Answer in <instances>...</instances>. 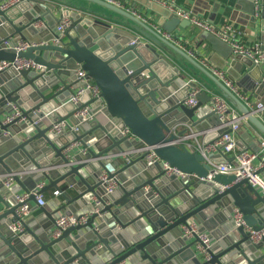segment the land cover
<instances>
[{"label":"water","instance_id":"95a60500","mask_svg":"<svg viewBox=\"0 0 264 264\" xmlns=\"http://www.w3.org/2000/svg\"><path fill=\"white\" fill-rule=\"evenodd\" d=\"M4 1L0 0V41L10 38L15 44L23 39L31 45L19 52L0 48V60L29 57L40 67L0 71V264H264V239L254 242L249 231L264 226L259 188L247 178L237 180L233 172L208 178V159L233 163V156H205L176 141L189 125L195 131L209 123L221 125L211 108L203 114V105L211 100L209 90L223 95L264 136V120L256 109L166 36L191 24L176 10L181 0H171L169 6L154 0H66L70 8L59 16L56 2L62 0H18L3 7ZM193 1V12H198V3H205ZM238 1L245 2L243 8L264 31V0ZM137 3L155 12L158 29L129 11ZM63 15L72 22L62 44H57L52 40L59 36L56 25ZM38 20L47 26H36ZM199 37L214 64L228 65L232 74L246 67L264 90V71L253 57L234 54L229 42L208 30H201ZM79 68L99 86L101 97L90 101L84 93L77 104L70 99ZM193 87L200 92L197 104L190 106L185 99ZM87 102L94 120L80 127L90 125V130L50 131L57 119L77 122L73 113ZM14 105L26 120L3 123L2 115ZM61 109L69 113L61 114ZM260 111L264 114V107ZM124 126L134 138L123 134ZM227 129L221 126L213 135ZM247 133L252 136L250 127ZM70 139L81 140L86 151L65 156ZM133 145L141 148L139 154L132 151ZM150 147L160 160H147ZM163 161L186 175L167 174ZM103 171L107 179H118L112 192L100 178ZM9 173H14L16 186H6ZM40 180L47 181L43 192L60 190V210L89 213L88 220L54 236L55 219L44 206L50 221L34 225L19 219L16 194L31 191ZM62 181L68 188L60 186ZM222 185L227 186L221 189ZM30 199L35 201L33 194ZM234 207L245 223L236 224ZM19 220L23 229L15 233L12 225ZM191 221L210 235L205 251L197 247L198 235L183 234L182 225Z\"/></svg>","mask_w":264,"mask_h":264},{"label":"built area","instance_id":"2783aa9c","mask_svg":"<svg viewBox=\"0 0 264 264\" xmlns=\"http://www.w3.org/2000/svg\"><path fill=\"white\" fill-rule=\"evenodd\" d=\"M18 0H6L3 2V7H8ZM162 4L169 6L171 0H158ZM258 1V0H256ZM181 17L188 18L190 21L198 25L202 30H208L223 40L229 42L233 47L234 54L241 53L250 55L253 57L256 63L264 65V47L261 42H255L253 45H247L244 41V37L248 34V31L244 27L236 26L230 22H225L223 24H214L202 20L196 15H193L189 10L179 7L176 9ZM72 19L69 15H63L59 22L57 23V31L59 36L53 38V42L57 44H62L64 32L67 27L71 24ZM36 26L46 27V22L44 20H38L34 22ZM170 37L169 33H166ZM31 43L28 40L19 39L15 44H12L10 38H4L0 41V48H13L16 52L25 50ZM14 67L16 69H38V65L32 58L29 57H16L13 60H0V71L7 68ZM215 73L224 79L225 83L230 87H233V83L228 79L225 72L216 68ZM76 78L78 85L75 88V92L71 95L70 99L75 103L81 101V96L84 93H88V98L90 101L101 97V91L99 86L94 82L92 78L88 76V72L79 68L76 70ZM200 89L193 87L190 89L188 96L185 99L187 105L193 106L198 102V94ZM211 94L210 108L214 110L220 120L222 121L220 126H228V129L222 133L214 136L213 138L205 141L200 140L197 135V131L193 129L192 126H187L186 132H184L178 139H176L178 144H184L187 148L200 151L205 156L211 152H224L230 156H233V163L229 162H218L215 163L212 159H208L211 164V171L209 172L208 178L220 171L233 172L235 173L237 180L247 178L248 181L255 187H258L262 195L264 196V136L262 137L258 148L256 150L252 149H242L238 146L237 135L241 128V122L245 120V117L236 109L223 95L220 93L209 90ZM245 102L251 107L255 108L257 113L262 116L263 113L260 111L264 107V101H254L251 98L245 96ZM73 116L78 120L74 122L69 118H64L61 120H55L51 122L50 131L56 133H63L65 131L79 132L81 127L80 124L91 120L94 117V113L91 111V102H87L81 107H79ZM24 121L26 117L22 115V109L14 105L11 112L6 113L3 117V123H8L13 120ZM122 132L128 135L130 139L134 138L131 130L128 126L122 128ZM82 141L79 139L69 142L68 145L63 149L65 156L70 157L74 151L82 150ZM85 151V150H82ZM147 160L149 162H154L160 160L153 148L150 147V152L147 155ZM164 167L167 174L176 173L179 176H185L186 173L181 171L175 166L170 165L168 162L163 161ZM14 173H9L6 175L5 184L11 187L14 184ZM108 173L103 172L100 178L107 181L105 186L107 192L114 191L118 186L117 178L107 179ZM46 184L45 180H40L37 185L31 191H23L16 194V200L20 203L19 207L16 209L19 219H25L32 212L33 204L35 202L37 206H43L47 202V198L44 192L41 190ZM227 185H222L221 189L226 188ZM60 190H54V194L58 195ZM34 195V200L30 199L31 195ZM94 200H97L96 196H92ZM99 202V201H98ZM90 214H77L66 212L60 213V215L55 219V225L53 227L52 234L58 236L61 231L71 225L78 223H84L88 220ZM233 217L237 225L245 223L243 220V214L238 207L233 209ZM12 229L15 233L23 229L20 220L12 225ZM182 231L184 235L188 237H193L198 235L201 242L198 243L197 247L201 251H205L207 247L211 245V238L206 230H200L199 223L197 221H191L188 224L182 225ZM251 239L254 242H259L264 239V226L260 229L249 228ZM121 264V263H117Z\"/></svg>","mask_w":264,"mask_h":264},{"label":"crops","instance_id":"0c3cea01","mask_svg":"<svg viewBox=\"0 0 264 264\" xmlns=\"http://www.w3.org/2000/svg\"><path fill=\"white\" fill-rule=\"evenodd\" d=\"M62 1L63 2H56L57 8L55 10V13L57 16L62 14L66 9L70 8L68 5L69 3L66 2V0H62ZM73 1L77 3H84L81 1L78 2L77 0H73ZM154 1L161 3L158 0H154ZM193 2H194L193 0H181V5L179 6L181 8H185L189 10L193 15H196L202 20H205L207 22H211L218 25L223 24L225 22H230L236 26L244 27L248 31V34L244 37L245 43L251 46L255 42L259 41L262 43L264 47V31L261 28L260 21L257 20L255 22L252 20V16L249 15V13H247L243 8L244 4L242 3L245 2L240 3L238 0H205V3H207L208 6L203 1L200 4L198 3L196 5V7L198 8V12L192 11ZM238 4H240L241 6H238ZM129 11L136 14L141 19L147 21L152 27L158 29L157 23H155L158 20V17L155 15V12H153L148 7H145L142 4L137 3L135 6H131ZM145 16L148 17L144 18ZM40 28H44V27H40ZM201 30L202 29L198 25L191 22V24L185 27L178 26L176 28V31L174 33L173 32L171 33L172 36H170L169 39L174 43H176L177 45H179L181 48L186 49L189 53H191L194 57H196L202 64L208 67L213 73L215 72L216 68L223 70L226 76L228 77V79L233 83V87L231 88L243 100H245L244 98L245 96H247L254 101H264V90H261L259 88L261 83L255 81L253 76L249 74L246 67L236 69L235 73L232 74L228 70V65L224 67H218V65L214 64V62L210 60L209 55L207 54V51L203 46L204 41L201 40L199 37V33ZM164 32L166 31L163 30V33ZM174 35H176L177 37H174ZM262 69L264 71V65L262 66ZM200 73L204 75L202 72ZM187 78H196V77L188 75ZM72 83L75 89L76 85H78V81L74 80L72 81ZM209 108H210V102L205 103L202 107L203 114H205L209 110ZM59 112L65 115L69 113V110L61 109ZM5 114L2 115V118L5 116ZM261 117L264 120V114ZM69 119L72 120L71 118ZM93 120L88 121L86 123H90ZM220 127L221 126L219 125L209 123V125L201 127V129L197 131V135L200 138V140H209L210 138H212V136H214L213 135L214 132H216V130ZM248 127L252 129V136H249L248 133L246 134V130ZM90 128L91 127L89 125L85 128V130L86 129L90 130ZM85 130L81 128L78 133L82 134V132ZM72 137H74V135ZM262 137L263 134L255 126H252L246 120H243L241 122V128L237 135L239 148L256 150L258 148V145ZM73 140L70 139L68 142H72ZM82 147H83L82 150L86 151V148L84 146ZM132 148H133L132 151H134V153L136 154H139V152L141 151V148L139 146L133 145ZM12 186H16V182H14ZM60 186H62L63 188H68V184L65 181H62V183H60ZM51 189L53 191H51V193L47 195L46 197L47 202L43 206L47 208V210L50 212L53 218L56 219L60 215V213L65 212V209L64 210L59 209L60 203L56 199L57 197H62L61 192L58 195H56L54 194V190H56L57 188L53 187ZM32 204H33L32 212L28 217L25 218V220L31 221V223L34 225L40 224L43 220L44 221L51 220L52 217L45 214V212L41 209V206H37L35 202H32ZM78 212L79 211H77V213ZM121 264H128V262L122 261ZM130 264H137V263L134 262Z\"/></svg>","mask_w":264,"mask_h":264},{"label":"trees","instance_id":"16d2710c","mask_svg":"<svg viewBox=\"0 0 264 264\" xmlns=\"http://www.w3.org/2000/svg\"><path fill=\"white\" fill-rule=\"evenodd\" d=\"M51 191H53V190L49 189V190L44 191V195L47 197V195H49L51 193Z\"/></svg>","mask_w":264,"mask_h":264},{"label":"rangeland","instance_id":"374dc122","mask_svg":"<svg viewBox=\"0 0 264 264\" xmlns=\"http://www.w3.org/2000/svg\"><path fill=\"white\" fill-rule=\"evenodd\" d=\"M83 2V0H81Z\"/></svg>","mask_w":264,"mask_h":264}]
</instances>
